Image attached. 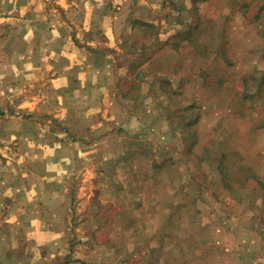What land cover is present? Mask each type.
I'll return each instance as SVG.
<instances>
[{
	"label": "rangeland",
	"instance_id": "374dc122",
	"mask_svg": "<svg viewBox=\"0 0 264 264\" xmlns=\"http://www.w3.org/2000/svg\"><path fill=\"white\" fill-rule=\"evenodd\" d=\"M56 1L46 3L54 7ZM116 1L124 6L104 10L118 21L110 26L112 33L104 32L106 14L94 8L92 31L106 38L92 34L86 42H101L97 47L105 44L103 52L112 54L113 62L99 60L115 72L107 88L88 90L82 105L68 95L62 104L50 87L53 74L47 72L37 75V88L34 81L12 85L9 91L0 88V123L22 133L0 141L6 146L0 159L11 167L5 172L17 174V164L25 160L34 172L33 151L24 154L23 149L39 150V145L45 160L55 163L40 168L45 172L49 167L51 178L65 184H58L66 190L59 199L70 216H59L55 229L64 232L69 224V236L51 264H264V203L258 199L248 206L221 193L215 163L196 159L214 139L218 122L236 125L245 134L253 121L264 118L259 111L249 122L236 119L232 96L214 95L211 74L214 56L224 50L234 62L226 72L238 73L233 84L242 83L239 73L255 71L264 77V0H195L198 7L190 14L194 27L176 22L174 4ZM146 3L158 9L148 10ZM71 25L68 30L83 37V23ZM16 27L0 19V48ZM191 123L192 139L187 131ZM33 133L35 140L29 136ZM76 142L93 148L76 147ZM89 149L83 168H66L70 155L77 160ZM240 149L262 153L264 129L252 143L243 140ZM26 251L32 252L30 264H39L30 249L16 250L20 261Z\"/></svg>",
	"mask_w": 264,
	"mask_h": 264
},
{
	"label": "crops",
	"instance_id": "0c3cea01",
	"mask_svg": "<svg viewBox=\"0 0 264 264\" xmlns=\"http://www.w3.org/2000/svg\"><path fill=\"white\" fill-rule=\"evenodd\" d=\"M161 1L163 7L167 2V7L174 4L171 9L172 13L176 12L179 15L178 18H175L178 24L191 26L196 23L190 15L193 9L198 7L195 0ZM135 4L137 2H132L130 8L134 9ZM145 5L148 10L158 9V6L151 3ZM122 6L124 3L119 4L116 0H57L54 7L48 6L46 0H0V14H2L0 19L7 21L9 25L17 26L9 33V41L8 37L1 40L0 88L9 91L12 85L20 83L16 87H22L23 82H26L31 86L33 81L34 87L37 88V75L47 72L53 74L49 80L50 87L56 90L61 101L63 99L65 102L68 95L73 102L81 99L82 105L83 99H89L90 92L88 90L107 88L109 80L114 79L113 74L115 73L112 66H107L106 63L102 66L99 64L100 59L105 62H113L112 54L102 50L105 48V44L102 45L103 48L97 47L101 42L93 43L91 41L94 47L87 45L92 34L99 40L106 38L101 36L102 34L99 35L98 30L92 31L90 24L94 8L98 12L99 10L104 12L107 8L113 9L115 12ZM59 11L68 14L67 18L61 17ZM146 17L144 19L150 18ZM135 19H138V16H135ZM77 21L82 22L85 27L81 38H79V33L72 32L73 28L68 30L70 24L72 27ZM103 21L104 32L109 35L112 33L110 26L118 23L116 16H112L110 13L106 14L103 16ZM17 37L19 38L18 43L15 42ZM109 37L111 38V36ZM92 50L98 51L93 52ZM96 73H104V78L97 76ZM33 97L37 99V93ZM35 104H37V100ZM5 119L8 117L2 118V120ZM6 127L8 126L5 122L0 123V141L22 135V133H14ZM29 136H32L33 140L37 138L35 133ZM82 145V142H78V145L77 142L75 144L76 147H82ZM98 145L99 148L104 147L101 142ZM37 146L39 150L23 149L24 154L27 153V150L33 151L34 165L40 168L44 163L47 166L50 163L55 164L45 160L47 156L42 155V146ZM5 148V145H0V150L6 151ZM99 152L101 151L99 150ZM82 154L78 155L77 160L71 158L70 155V163L64 164L66 168L76 169V164H78V168H83L84 157H86V161L90 160L91 149ZM50 155H54V153ZM27 161L17 164L19 172L15 174L13 171L5 172L7 171L5 169L11 167H6V161L0 159V264L11 263V261L15 264H30L32 252L26 251L24 255L22 254L24 259L21 261L19 255L15 253L16 250L22 249L34 250L36 256L34 258L38 260L39 264H51L52 258L59 255V248L67 242L66 237L69 236V232H67L69 224L64 232H61L59 228L55 229L59 216H70L69 212L64 213L67 207L65 202L61 198L59 199L60 193H66L64 187L58 185L63 183L62 178H51L53 173L48 174L49 167L43 172L42 168L34 166V172H32L29 169L31 168L29 164L32 162ZM21 163H23V168ZM70 235H72L71 232ZM44 250H50V255H47Z\"/></svg>",
	"mask_w": 264,
	"mask_h": 264
},
{
	"label": "trees",
	"instance_id": "16d2710c",
	"mask_svg": "<svg viewBox=\"0 0 264 264\" xmlns=\"http://www.w3.org/2000/svg\"><path fill=\"white\" fill-rule=\"evenodd\" d=\"M191 26L194 27V24ZM218 51L211 71L214 75V89L217 88L214 95H231V113L236 119L249 122L251 116L264 111V77L261 75L259 79L255 71L239 73L242 83L233 84L238 73L226 72V66L234 62L226 56L224 50ZM189 126L188 137L192 139L196 137L195 128L192 123ZM260 128L264 129V118L253 121L245 134L236 125L227 126L218 122L214 139L206 142L196 155V159H201L208 166L215 163L214 168L220 180L218 191L248 206L258 199L264 203V172L261 169L264 166V151L249 153L241 150L240 145L248 139L252 143Z\"/></svg>",
	"mask_w": 264,
	"mask_h": 264
}]
</instances>
